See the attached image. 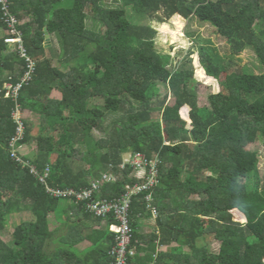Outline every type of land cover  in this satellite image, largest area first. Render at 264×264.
<instances>
[{"label": "trees", "instance_id": "1", "mask_svg": "<svg viewBox=\"0 0 264 264\" xmlns=\"http://www.w3.org/2000/svg\"><path fill=\"white\" fill-rule=\"evenodd\" d=\"M8 2L36 66L17 100L6 97L4 84L18 81L24 63L0 37V264H109L116 235L109 230L113 215L97 216L83 202L51 195L47 186L78 191L96 183L95 199L121 196L138 180L131 167L120 168L124 153L159 161L152 199H144L147 192L132 198L131 246L136 249L129 264H264V176L258 153L245 147L264 139V0ZM128 9L159 24L175 15L194 17L227 39L228 54L209 39H197L200 65L220 81L219 91L208 95V106L198 104L191 59L169 68L170 55L156 48L157 30L132 21ZM0 27H5L1 4ZM53 41L59 52L46 56L56 49ZM246 48L254 59L241 63L238 54ZM159 84L169 87L173 104L167 95L159 98ZM53 90L59 99L50 98ZM16 105L24 125L18 149L35 145L26 157L18 150L21 160L9 146L17 126L12 116ZM184 105L190 107V128L180 116ZM25 110L41 118L46 133L31 134ZM109 114L117 116L111 130L95 135ZM65 201L86 218L106 220L105 229L84 233L90 245L83 251L76 248L74 234L58 238L49 227V213L66 212ZM14 209L28 210L31 217L4 241ZM150 209L159 213L160 242L177 246L157 256L148 247L139 256L137 218ZM232 210L245 222L235 220ZM77 223L68 222L70 232Z\"/></svg>", "mask_w": 264, "mask_h": 264}, {"label": "rangeland", "instance_id": "2", "mask_svg": "<svg viewBox=\"0 0 264 264\" xmlns=\"http://www.w3.org/2000/svg\"><path fill=\"white\" fill-rule=\"evenodd\" d=\"M127 15L135 23L151 25L157 30L156 48L159 52L170 55L169 68H178L179 63L186 61L187 58L191 59V62L188 64V66L192 65V68L194 70V81L192 82V86L196 90L198 96V104L201 107L208 106V95L210 93H217L219 91L220 81L207 76L204 69L200 65L197 53V39L199 41L209 39L221 54H228L231 52V45L227 41V39L220 36L216 32V29L209 23L201 22L194 17L190 19H184L178 15H175L168 22L159 24L157 21L151 20L147 17L134 16L131 13V9H128ZM45 45H49V42H45ZM53 46L56 48L55 51L51 52L50 50H48L46 52V56L57 55V53L59 52V46L56 41H53ZM238 56L241 60V63L248 62L254 59V53L250 48H246L240 54H238ZM52 62L53 64H58L62 70H67L68 68L67 65H60L56 60H53ZM159 87L161 94L159 98L161 99V97L167 95V103L173 104L174 96L169 91V87L165 84H159ZM92 100V102L98 105H101L103 103L101 98H93ZM189 110L190 107L184 105L180 108L179 111L180 116L187 123V128H190ZM63 111L65 110H61V112ZM154 114L158 116L157 112H154ZM25 116L27 117V120H29L28 122L32 123L31 133L33 136L47 132L46 127H44L45 125L40 117L37 116V120H33V117H30V114L27 112V110H25ZM106 119L107 120H105V122L103 123V127H101L99 130L93 131L95 135L98 136L106 132L108 133L113 125L112 121L114 119H117V116L115 114H109L107 115ZM245 147L258 153L259 172L262 176H264V139L262 137H259L256 142L252 144H246ZM29 149L30 151L33 149L32 152H34L35 145L33 144V146L29 147ZM127 154L128 153H124L122 157H126ZM53 156H55V154H53ZM192 198H197V196L192 195ZM232 214L235 220L239 222H245L243 215L238 210H232ZM30 217V212L25 209H14L10 211L7 221L8 233L3 235V240L7 241L9 239V234L21 220H28ZM54 225L55 221L52 218L51 226ZM211 247L213 250H217L218 243L213 242L211 244Z\"/></svg>", "mask_w": 264, "mask_h": 264}, {"label": "built area", "instance_id": "3", "mask_svg": "<svg viewBox=\"0 0 264 264\" xmlns=\"http://www.w3.org/2000/svg\"><path fill=\"white\" fill-rule=\"evenodd\" d=\"M0 4L6 33L4 41L8 46L12 47V51L18 53L24 63V73L18 81L15 84L10 81L4 84L5 96L11 97L16 101L21 87L31 81L36 64L35 60L26 51L21 37V31L16 27L20 22L9 10L8 0H0ZM12 116L17 126L15 134L11 137L9 146L11 155L17 160H21L17 145L23 137L24 125L19 105H16ZM158 163L159 161L155 159L147 160L143 154L128 153L126 157L122 159L120 168L124 169L126 166L131 167L134 171V177L138 180L132 186L128 187L124 194L110 200L104 198L95 199V193L98 192L99 189L96 183L92 184L91 188L85 190L76 191L70 188L61 189L47 186V191L55 197H69L75 199L76 202H83L87 208L97 216H105L111 213L115 222L110 224V229L115 232L116 235L115 243L109 250V264H129L128 256L135 253L134 247L131 246L133 229L130 221V207L132 198L140 193L147 192L145 193L144 199H146L147 202L152 199L151 192L157 179ZM31 171L36 172L34 167H32ZM45 172L48 173V168ZM46 173L44 176L40 177L41 181H45ZM108 177L107 175L104 176L105 179ZM151 264L155 263L153 262Z\"/></svg>", "mask_w": 264, "mask_h": 264}, {"label": "crops", "instance_id": "4", "mask_svg": "<svg viewBox=\"0 0 264 264\" xmlns=\"http://www.w3.org/2000/svg\"><path fill=\"white\" fill-rule=\"evenodd\" d=\"M5 35L6 34L4 28L0 27V37H4ZM8 50L12 51V48L8 47ZM60 97H61L60 93L56 90H53L50 94V98L59 99ZM27 112L30 114V117H33V120H37L38 118L37 116H34L30 111ZM29 147L31 146L28 144H21L19 146V152L26 157L30 155L33 150L32 149L30 151ZM64 203L62 205L64 206L63 208L66 210V212L63 213L58 212L57 216H56L57 212L49 213L48 215L49 227L50 229L55 230L56 236L58 238L63 235L66 237L67 234H74V237L79 239V241L75 244L76 248H78L79 251H83L86 247L90 245V241H88V239L86 238H83L85 237L84 233L86 232L90 233L92 230L105 229L106 220L104 219L101 222L98 221L95 222V220L86 218L83 214H78V212H76V210L73 208L72 203L66 201ZM158 216L159 213H157L156 210L150 209L144 212L143 214L139 215L137 218L138 228L136 229V231L137 234L139 235V238L138 239L136 238V244H138L139 248H142L139 253V256H144L146 254V251L148 250L149 253L151 252V254L157 256V253H167L170 250V248L177 246L176 242H171L170 244L160 242V239L164 235L160 230V225L158 223V219H159ZM164 216L165 215L161 216L162 219L164 218ZM52 218L55 221L54 226H51ZM76 221H78L77 223L78 225H76V230L70 232L68 229V222L73 224ZM109 230L112 231L110 229V224H109ZM150 247L152 248L154 247V251H150L152 250L150 249ZM145 248L148 250H145ZM184 249L187 251L186 247H184Z\"/></svg>", "mask_w": 264, "mask_h": 264}, {"label": "water", "instance_id": "5", "mask_svg": "<svg viewBox=\"0 0 264 264\" xmlns=\"http://www.w3.org/2000/svg\"><path fill=\"white\" fill-rule=\"evenodd\" d=\"M49 40V36H48V33L45 32V42H47Z\"/></svg>", "mask_w": 264, "mask_h": 264}, {"label": "clouds", "instance_id": "6", "mask_svg": "<svg viewBox=\"0 0 264 264\" xmlns=\"http://www.w3.org/2000/svg\"><path fill=\"white\" fill-rule=\"evenodd\" d=\"M6 34V33H5ZM5 37V36H4ZM9 47H11V46H9ZM12 48V47H11Z\"/></svg>", "mask_w": 264, "mask_h": 264}]
</instances>
